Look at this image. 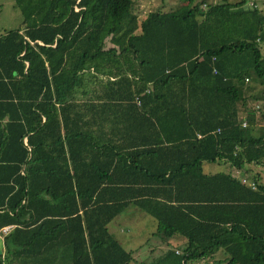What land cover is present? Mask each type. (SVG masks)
Wrapping results in <instances>:
<instances>
[{"label": "trees", "instance_id": "trees-1", "mask_svg": "<svg viewBox=\"0 0 264 264\" xmlns=\"http://www.w3.org/2000/svg\"><path fill=\"white\" fill-rule=\"evenodd\" d=\"M178 1L138 17L134 0H13L21 27L0 35L6 256L66 241L72 264H190L218 250L223 264H264V184L249 168L264 167V128L239 118L246 82L264 86V12ZM129 204L156 222L164 250L148 262L106 227Z\"/></svg>", "mask_w": 264, "mask_h": 264}, {"label": "rangeland", "instance_id": "rangeland-1", "mask_svg": "<svg viewBox=\"0 0 264 264\" xmlns=\"http://www.w3.org/2000/svg\"><path fill=\"white\" fill-rule=\"evenodd\" d=\"M199 2L200 0H193L194 2ZM239 0H203V2L208 5L212 3H219V2H237ZM179 3L178 0H134V10L133 12L138 16L141 17L145 15L149 10H153L156 7H163V9L173 8ZM246 3L249 6H255L260 11L264 12V0H246ZM205 5H202L201 8H204ZM21 14L19 13L18 9L14 6L13 0H0V35L3 34L5 31L9 29H16L21 27ZM106 46H109V42L107 41ZM264 52V48L262 49ZM248 88L245 90V106L239 108V118L244 116L245 113L251 112L252 118H254V127L258 126L257 128L263 129V125H261L260 120V113H264V86L260 85L257 82H252L248 80L246 82ZM225 164V163H224ZM215 168L214 171H223V170H230V165L226 163L223 165V169L219 167L218 164H211ZM254 170L258 169V176L260 183L264 184V167L259 166L255 167L252 166ZM233 168H231L232 171ZM252 169V170H253ZM234 171V169H233ZM234 173V172H233ZM256 173V172H255ZM135 211L141 213L142 217H138L137 226L133 233L131 234V239L128 241H120L119 244L125 250H134L135 247H138L137 253L134 254V258L137 261H145L147 259L148 262L150 260L149 252L150 249H153L152 255L155 256L156 252L160 250H164V247L161 249L159 248L160 243L156 237L152 238L151 231L154 227V220L152 217L144 214L137 208ZM122 216H118L116 218V223L120 222ZM145 222V225H141L140 223ZM112 224H108L109 229H112ZM130 226V225H129ZM131 228V227H129ZM157 241V242H156ZM183 246H179L181 250ZM159 248V249H158ZM155 250V251H154ZM224 253L221 250L216 251L215 253L206 256L200 260H196L191 262L190 264H223L222 259L225 257ZM220 260V261H219ZM129 264H134L130 262Z\"/></svg>", "mask_w": 264, "mask_h": 264}, {"label": "crops", "instance_id": "crops-1", "mask_svg": "<svg viewBox=\"0 0 264 264\" xmlns=\"http://www.w3.org/2000/svg\"><path fill=\"white\" fill-rule=\"evenodd\" d=\"M116 115L113 116V118H115ZM126 118L131 119L130 115H126ZM243 120L240 119V122ZM245 120V119H244ZM218 164L219 167H221L223 169V165L225 166L226 163H217V162H203L202 168L204 172L207 173H214V167L211 164ZM231 167L230 166V170H225L229 173H231L232 175L243 179L244 177L246 179H248V176L245 174H241L240 171L236 170L235 168L234 171L232 169L231 171ZM249 168L252 170L253 167L249 165ZM234 172V173H233ZM255 172H259L258 169L256 170H252V174ZM259 175V174H258ZM1 194V192H0ZM6 198V197H5ZM0 199H1V195H0ZM135 208H137L134 205L129 204L121 213H119L118 215H116L109 223H107L106 227L107 230L109 232V234L119 243L120 241H128L131 239V234L133 233L134 230L136 229L135 227L137 226V219L138 217H142L138 211H135ZM138 210H140L141 212H143L141 209L137 208ZM3 208H0V222L3 221L4 217L2 216L3 214ZM144 213V212H143ZM9 215H12V212H8ZM145 214V213H144ZM118 216H122L120 219V222L116 223V218ZM149 216V215H148ZM154 220V219H153ZM108 224H112V229H109ZM141 225H145V222L140 223ZM130 225V226H129ZM15 224H3L2 226H0V239H1V252H0V264H72V258L70 257V250L68 248V244L66 241L60 243L61 241L58 242V249L56 250V241L54 242V244H52L55 247H52L50 250H43V246L44 244H41V247H39L37 244H33L32 246H34V250L31 252H27L25 254H23L22 257H16V258H12L10 256H6L5 254V245H4V241H3V237L10 233L13 228L15 227ZM3 227H7V230L5 232H2V228ZM131 227V228H129ZM156 228V222L154 220V227L151 228V235L152 238H154L155 236H153V233L155 231ZM61 235L58 236V238ZM157 242V241H156ZM170 244L175 248V249H179V246H183L184 245V239L181 237H175L170 239ZM47 246H49V244L47 243ZM46 246V247H47ZM42 248V249H41ZM62 248V250H60ZM159 248H163V245H160ZM39 249H41L39 251ZM137 249L138 247H135L134 250H128L132 252V257L134 258V254L137 253ZM149 255H152L151 252H149ZM135 259V258H134ZM130 263V262H129ZM128 263V264H129Z\"/></svg>", "mask_w": 264, "mask_h": 264}, {"label": "built area", "instance_id": "built-area-1", "mask_svg": "<svg viewBox=\"0 0 264 264\" xmlns=\"http://www.w3.org/2000/svg\"><path fill=\"white\" fill-rule=\"evenodd\" d=\"M136 104L138 105V101L136 100ZM241 126H245L246 125V121L243 119L241 122H240ZM218 131V130H216ZM242 182H245L244 179H241ZM247 184L253 188V183L252 182H247ZM2 232H5L7 230V227H3L2 229ZM176 252V251H175Z\"/></svg>", "mask_w": 264, "mask_h": 264}, {"label": "water", "instance_id": "water-1", "mask_svg": "<svg viewBox=\"0 0 264 264\" xmlns=\"http://www.w3.org/2000/svg\"><path fill=\"white\" fill-rule=\"evenodd\" d=\"M0 252H1V239H0Z\"/></svg>", "mask_w": 264, "mask_h": 264}]
</instances>
